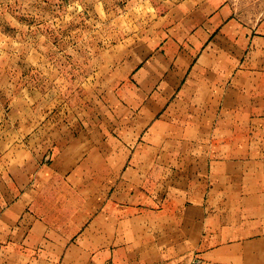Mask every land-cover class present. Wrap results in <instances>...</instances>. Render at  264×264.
I'll list each match as a JSON object with an SVG mask.
<instances>
[{"label":"crops","instance_id":"1","mask_svg":"<svg viewBox=\"0 0 264 264\" xmlns=\"http://www.w3.org/2000/svg\"><path fill=\"white\" fill-rule=\"evenodd\" d=\"M262 6L181 0L77 121L12 108L0 264H264Z\"/></svg>","mask_w":264,"mask_h":264},{"label":"rangeland","instance_id":"2","mask_svg":"<svg viewBox=\"0 0 264 264\" xmlns=\"http://www.w3.org/2000/svg\"><path fill=\"white\" fill-rule=\"evenodd\" d=\"M180 1L0 0V139L12 140L14 107H35L40 122L49 111L55 123L64 113L68 121L85 116L109 88L121 47L158 37L160 19ZM233 2L252 16L264 0Z\"/></svg>","mask_w":264,"mask_h":264}]
</instances>
